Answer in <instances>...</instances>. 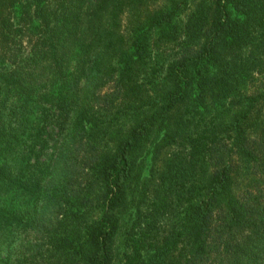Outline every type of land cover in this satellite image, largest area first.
Returning a JSON list of instances; mask_svg holds the SVG:
<instances>
[{
    "label": "trees",
    "instance_id": "trees-1",
    "mask_svg": "<svg viewBox=\"0 0 264 264\" xmlns=\"http://www.w3.org/2000/svg\"><path fill=\"white\" fill-rule=\"evenodd\" d=\"M0 264H264V0H0Z\"/></svg>",
    "mask_w": 264,
    "mask_h": 264
},
{
    "label": "rangeland",
    "instance_id": "rangeland-1",
    "mask_svg": "<svg viewBox=\"0 0 264 264\" xmlns=\"http://www.w3.org/2000/svg\"><path fill=\"white\" fill-rule=\"evenodd\" d=\"M122 18H123V24H124V26H126V24H127V17L126 16H123Z\"/></svg>",
    "mask_w": 264,
    "mask_h": 264
}]
</instances>
